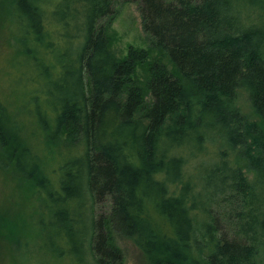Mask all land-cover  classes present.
I'll return each instance as SVG.
<instances>
[{"label": "trees", "instance_id": "trees-1", "mask_svg": "<svg viewBox=\"0 0 264 264\" xmlns=\"http://www.w3.org/2000/svg\"><path fill=\"white\" fill-rule=\"evenodd\" d=\"M130 1L149 46L178 72L152 64L148 106L127 87L146 53L130 48L119 59L108 48L112 0L8 1L16 51L47 88L30 93L32 114L0 99V163L70 246L49 252L54 259L122 264L94 221L107 196L111 222L147 264H264V0ZM238 88L257 122L240 112ZM54 153L50 168L44 159ZM223 203L230 238L213 212ZM21 240L17 264H47L19 249Z\"/></svg>", "mask_w": 264, "mask_h": 264}, {"label": "rangeland", "instance_id": "rangeland-1", "mask_svg": "<svg viewBox=\"0 0 264 264\" xmlns=\"http://www.w3.org/2000/svg\"><path fill=\"white\" fill-rule=\"evenodd\" d=\"M8 1L0 0V99L11 105L14 110L24 107L28 108L32 114L35 106L31 103L29 95L34 91L41 92L47 88V84L43 77L39 76V70L33 68L29 70L16 51L14 33L7 14ZM54 1L50 0L49 6ZM112 1L115 13L105 32L108 48L119 59H123L130 48L146 53L147 58L136 63L127 87L128 89L137 87L143 96L142 105L148 106L151 102L148 86L153 76L152 64L163 63L176 76H178V72L166 54L150 47L145 39L138 8L139 2ZM53 30H55V34L59 33L58 28H53ZM48 59L53 61L51 56ZM30 79L34 81H30ZM236 93L240 112L247 121L257 122L258 118L250 104L247 92L243 88H238ZM43 107L49 111L45 101H43ZM35 126L32 124L31 129L33 130ZM60 139H65L64 135ZM57 159L59 157L57 153H54L46 156L44 162L51 168V166H56L55 161L58 164ZM111 205V199L106 196L92 208L95 223L101 222L108 235L109 246H112L120 254L122 264H147L144 255L134 242L122 235L115 224L111 222ZM51 206L54 207V204L52 203ZM73 207L80 213L82 225L88 226L89 220L86 219L84 207L78 202L74 203ZM225 208H227L226 203H223L222 206L214 204L213 212L219 217V222L222 225L219 227V233L230 238L231 233L227 232L224 225ZM52 222V217L44 208V203L37 202L33 190L18 179L10 167H5L0 163V264H17L21 261L22 253L15 244V238L19 235L27 236L28 241L27 244L24 240L19 241V249L23 247L30 250L36 261L43 259L47 264H71L70 257L54 259L55 257L49 253L58 247L63 250L70 248L64 241H58L54 237V230L57 228ZM262 249H264V245H262Z\"/></svg>", "mask_w": 264, "mask_h": 264}]
</instances>
